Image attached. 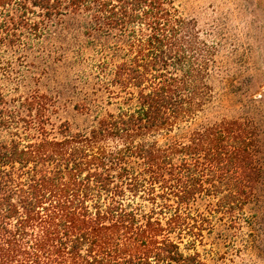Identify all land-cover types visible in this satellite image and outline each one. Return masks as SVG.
Returning <instances> with one entry per match:
<instances>
[{"label":"trees","instance_id":"1","mask_svg":"<svg viewBox=\"0 0 264 264\" xmlns=\"http://www.w3.org/2000/svg\"><path fill=\"white\" fill-rule=\"evenodd\" d=\"M67 14L128 106L55 131L40 95L0 88V264H206L179 244L253 199L262 81L242 85V115L195 122L240 67L232 51L216 60L215 32L202 38L174 0H0V73L17 30Z\"/></svg>","mask_w":264,"mask_h":264},{"label":"rangeland","instance_id":"2","mask_svg":"<svg viewBox=\"0 0 264 264\" xmlns=\"http://www.w3.org/2000/svg\"><path fill=\"white\" fill-rule=\"evenodd\" d=\"M174 5L197 21L202 38L210 40L212 30L215 32L221 43L216 54L219 63L228 62L232 51L233 61L240 67L233 75L237 80L233 88L215 82L214 98L194 121L242 115L248 111L242 106V85L259 79L263 85L256 94L264 93V0H174ZM17 32L19 40L8 38V78L0 73V88L8 99L40 95L55 131L62 122L73 132L88 130L99 117L128 106L115 94L119 91L112 82V65L102 62L99 46L90 41L76 19L67 14L44 27ZM261 124L256 154L260 169L253 199L236 212L234 224L227 217H212L211 229L203 230L201 241L190 245L184 237L179 244L185 253L198 252L206 264H264V122Z\"/></svg>","mask_w":264,"mask_h":264}]
</instances>
